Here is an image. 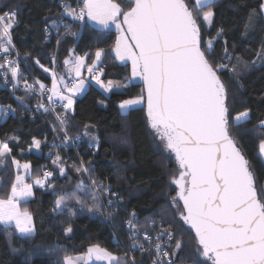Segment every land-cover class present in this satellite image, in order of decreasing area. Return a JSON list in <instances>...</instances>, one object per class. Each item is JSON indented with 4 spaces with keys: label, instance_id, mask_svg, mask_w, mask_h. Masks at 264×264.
Returning <instances> with one entry per match:
<instances>
[{
    "label": "trees",
    "instance_id": "trees-1",
    "mask_svg": "<svg viewBox=\"0 0 264 264\" xmlns=\"http://www.w3.org/2000/svg\"><path fill=\"white\" fill-rule=\"evenodd\" d=\"M118 2L127 5V0ZM259 3L260 0H215L213 24L210 27L202 25V39L206 42L210 37H216L217 30L222 27L224 31L215 42L213 55L219 60L227 41L233 63L240 68L242 88L229 78V73L222 76L228 89V107L233 117L245 108L251 111L246 121L238 126L233 122L230 132L250 160L257 184L261 186L264 185V162L258 157V142L264 139V127L259 124L264 120V61L256 56V52L264 42V17L258 12ZM64 5L79 10L82 1L0 0V12H18L11 35L14 51L21 58L20 81L38 80L51 86L49 72L54 69L62 74L70 49H74V55L85 56V63L91 64L99 47L105 50L98 64L102 69L100 78L123 89L104 92L93 80L84 77L87 88L75 99L73 110L67 113V135L71 139L80 135L79 142L72 146L64 142V132L60 131L55 119L65 110L62 107L56 108L55 112L38 109V104L43 102L41 96L26 93L20 86L14 91L15 82L10 72L2 78L8 65L0 69V105L5 114L0 118V140L8 139L12 156L31 165V174L26 180L43 177L45 171L52 173L46 178L45 187L34 185L33 195L20 204L21 209H28L33 216L34 233L23 237L14 226L6 229L0 225V264H63L65 255L84 253L92 245H99L120 257V264H131L132 258L136 264H148L154 249L149 253L134 248V244H144L146 249L150 247L134 232L144 229L141 232L148 234L154 242L152 237L161 231V227L170 228L176 234L175 240L167 242L172 249L176 240L183 242L182 250L174 258L175 264H211L197 252L194 232L179 220L182 202L176 207L171 206V197L176 191L170 181L178 174V165L163 152L150 129L146 107L137 106L126 112L119 110L120 100L143 95V87L140 82L129 81V64L118 62L111 51L115 30L95 27L86 18L74 21L62 15ZM253 9L257 12L246 30L245 21ZM208 10L202 8L201 15ZM54 23L57 27L52 26ZM64 24H70L71 31L77 35L66 36ZM3 55L0 53V64H4ZM235 56L245 62L255 60L256 64L245 70ZM41 64L49 71L45 72ZM85 126H88V135H85ZM34 139L41 142L39 149L32 146ZM57 155L61 160L54 164ZM81 161L89 169L88 173L75 171ZM61 169L64 175H61ZM19 172L13 167L11 157L0 166V198L7 197ZM93 178L110 192L96 190L93 193ZM81 181L88 186L81 198L91 206V196H98L102 205L100 212L81 210L74 199L63 212L55 210V201L61 195L75 191ZM129 221L135 229L130 227ZM69 227L72 231L66 235L65 230Z\"/></svg>",
    "mask_w": 264,
    "mask_h": 264
},
{
    "label": "snow or ice",
    "instance_id": "snow-or-ice-1",
    "mask_svg": "<svg viewBox=\"0 0 264 264\" xmlns=\"http://www.w3.org/2000/svg\"><path fill=\"white\" fill-rule=\"evenodd\" d=\"M214 2L127 0L124 6L118 0H82V7L78 11L64 5L65 12L62 15L74 21H83L87 17L105 29L115 25L118 34L111 51L117 60L130 61L132 77L143 81L147 95L148 124L161 142L163 152L174 155L178 165V175H173L170 181L176 191L175 196L171 197V206L176 207L182 202L179 220L194 232L199 255L211 261V264H264V185L258 186L250 160L230 132L233 122L238 126L246 121L251 110L245 108L234 117L231 115L228 89L222 79L227 72L229 78L242 88L243 85L239 83L241 71L233 63L234 57L228 51L227 41L224 42L223 55L219 60L213 55L215 42L224 31L222 27L217 30L216 37H210L206 42L202 39V25L210 27L214 21ZM205 7L209 10L201 15V9ZM256 12L253 9L245 21L246 30L252 25ZM258 12L264 14V0H260ZM17 17L18 12L13 10L0 12V53L4 54V64H0V69L8 65L3 75L7 76L10 72L15 82L14 91L19 87V67L7 57L13 47L11 30L16 26L14 22ZM52 26L57 27L55 23ZM63 27L66 36L77 35L71 31L70 24H64ZM47 33L46 27V39ZM104 52L103 48L97 47L95 59L91 64H85V56L74 55V49H70V58L64 64L68 71L76 74L71 84L66 83L64 75H57L54 69L50 88L38 80L35 84H28L24 80L26 93H38L41 97L50 93L47 104L41 102L38 109L55 112L59 106L65 110L64 114L55 117L60 131L64 132L65 143L70 139L66 132L67 113L73 110L75 97L85 88L81 70L87 67L92 74L91 80L105 92L112 91L100 78L102 69H98ZM256 56L264 61V42ZM235 60L245 70L256 64L255 60L245 62L240 56H235ZM36 63L40 64L39 60ZM40 67L45 72L49 71L42 64ZM17 99L20 100L19 97ZM143 99V96H137L122 100L119 109L125 112ZM259 124L264 127V120H260ZM85 135H88V126H85ZM32 146L39 149L41 142L34 139ZM12 151L8 139L0 140V166L11 157L13 167L17 170L23 168L25 174L30 175L31 165L21 164L20 160L12 156ZM258 157L264 159V139L258 142ZM60 160L61 157L57 155L53 163ZM75 171L78 174L88 173L89 169L81 161ZM64 174L61 169V175ZM51 175V172L45 171L43 177L36 176L32 183H27L25 176L17 174L10 193L0 198V225L6 229L14 226L21 236H31L35 231L33 216L28 209H21L20 204L33 195L34 185L45 187V180ZM91 186L93 193L96 190L110 192L103 184H97L94 178ZM87 188L81 181L75 191L61 195L55 201V210L63 212L74 199L81 210L100 212L102 205L98 196H91V206L81 198ZM150 222L155 224V221ZM129 225L135 229L131 221ZM71 231L69 227L65 234ZM175 235L170 228L161 227L156 237L158 242L152 244L151 237L145 234L144 240L150 247L146 249L144 244H134L133 247L149 253L154 249L152 264H175L174 258L182 250L183 242L176 240L174 249L170 244L159 242L165 237L173 241ZM93 255L97 260H107L108 264H120V257L99 245L90 246L85 255H65L63 264H87ZM131 264H136L135 258H132Z\"/></svg>",
    "mask_w": 264,
    "mask_h": 264
},
{
    "label": "rangeland",
    "instance_id": "rangeland-1",
    "mask_svg": "<svg viewBox=\"0 0 264 264\" xmlns=\"http://www.w3.org/2000/svg\"><path fill=\"white\" fill-rule=\"evenodd\" d=\"M263 17H264V14H263ZM122 19V18H121ZM95 22V21H94ZM98 26H101V25H98ZM110 27L112 28V29H114L115 30V38H114V42H113V45H114V43H115V40H116V36H117V31H116V28H115V25H110ZM115 54V53H114ZM70 58V57H69ZM68 58V59H69ZM116 58V57H115ZM94 59H95V56H94ZM118 62H127L128 64H129V68H130V77H129V81H131V82H134V83H142L143 81L142 80H140L138 77L137 78H133L132 77V74H131V63H130V61H127V60H125V61H120V60H117ZM63 70V72H62V74L63 75H65L66 77H71V76H73V77H75V73L74 72H70V71H68L67 69H66V67H63L62 68ZM98 69H99V67H98ZM88 70H87V67H85L84 68V70H83V72H82V78L85 80V85H87V81H86V79L84 78L85 77V73L87 72ZM50 73V75L52 76V72L50 71L49 72ZM71 79V78H70ZM69 79H66V83H67V81H68ZM94 83H95V81H93ZM104 84H106V86H109V87H113L112 89H117V88H120L121 90L123 89V87L122 86H120V85H118V84H115V83H112V82H108V81H104ZM0 85H1V82H0ZM99 86V85H98ZM51 87V86H50ZM100 87V86H99ZM138 96H143L144 97V99H143V101L140 103V104H138V105H135L134 107H137V106H142V105H144L145 106V104H146V99H145V96L144 95H138ZM137 96H133V97H128V98H126V99H133V98H136ZM122 100H125V99H122ZM122 100H120L119 102H118V107H119V103L122 101ZM120 110V109H119ZM121 111V110H120ZM126 112V111H125ZM150 127V126H149ZM151 129V128H150ZM152 130V129H151ZM153 131V130H152ZM155 134V133H154ZM155 136H156V134H155ZM159 141V140H158ZM159 143L161 144V142L159 141ZM94 146H95V144H94ZM161 146H162V144H161ZM163 148V147H162ZM171 158H173L174 160H175V157H174V155H172V154H170V153H167ZM262 161L264 162V159H262ZM175 162H176V160H175ZM21 164H23V163H21ZM177 164V163H176ZM20 170V172H19V175H21V176H27L26 174H25V172H24V170H23V168H20L19 169ZM178 175V174H177ZM35 179V178H34ZM33 179V180H34ZM33 180H31V181H33ZM30 181V179H27L26 180V182L27 183H30L31 182ZM11 190V189H10ZM10 193V192H9ZM136 231H139V232H141V231H144V229H136ZM90 247V246H89ZM88 247V248H89ZM87 248V249H88ZM87 253V250L84 252V253H81V254H78V255H74L73 257H76V256H81V255H85ZM210 263H211V261H209ZM87 264H108V261L107 260H97L96 258H95V256L93 255L92 256V258L91 259H89L88 261H87Z\"/></svg>",
    "mask_w": 264,
    "mask_h": 264
},
{
    "label": "built area",
    "instance_id": "built-area-1",
    "mask_svg": "<svg viewBox=\"0 0 264 264\" xmlns=\"http://www.w3.org/2000/svg\"><path fill=\"white\" fill-rule=\"evenodd\" d=\"M7 11V10H6ZM78 11V10H77ZM13 54V55H12ZM4 56V55H3ZM8 59H11V60H14L15 62H16V64L18 65V67H19V65H20V61H21V58H20V56L17 54V53H15V51H14V48L12 47V49L10 50V53L8 54V57H7ZM4 60V59H3ZM92 74L91 73H89L88 71L85 73V78H88L89 80H91L90 79V76H91ZM4 75H2V78L4 79L5 77H3ZM72 81H73V78H71V79H69L68 81H67V83H69V84H71L72 83ZM35 82L36 81H32V82H27L28 84H35ZM19 86L22 88V89H24V81H19ZM36 87H37V89H38V85H36ZM47 87H49L50 88V86H47ZM50 93H46L43 97H41L42 98V100H43V103H45V104H47V97H48V95H49ZM57 108H61V107H59V106H57ZM69 137V136H68ZM77 137H79V139H76ZM70 138V137H69ZM79 140H80V135H77V136H75L74 138H70L69 139V141L67 142V144L68 145H74V143H77V142H79ZM135 235H137V236H139V237H141L142 238V240L144 239V236H145V232H139V231H136L135 230ZM157 234H158V232H156L154 235H153V239L155 240L154 242H152V244H154V243H156V242H158V241H156V237H157ZM148 235V234H147ZM149 236V235H148ZM159 242H161V243H163V244H165V245H167L168 243V239H167V237H165L162 241H159ZM148 264H152V261L150 262V263H148Z\"/></svg>",
    "mask_w": 264,
    "mask_h": 264
},
{
    "label": "crops",
    "instance_id": "crops-1",
    "mask_svg": "<svg viewBox=\"0 0 264 264\" xmlns=\"http://www.w3.org/2000/svg\"><path fill=\"white\" fill-rule=\"evenodd\" d=\"M82 1V0H81ZM86 18V20L90 23V24H92L93 26H95V27H98V28H102V29H105V28H103L102 26H98L99 24H97L96 22H94V21H91V20H88L87 19V17H85ZM106 29H112L110 26L108 27V28H106ZM112 30H114V29H112ZM114 54V53H113ZM114 56H115V54H114ZM117 60V59H116ZM120 63H122V62H120ZM86 64V63H85ZM99 64V63H98ZM85 68V67H84ZM84 68L81 70V74H82V72H83V70H84ZM11 75V74H10ZM57 75H60V73H57ZM51 77V83H50V85H52V76H50ZM67 78H74L73 76H69V77H66V79ZM65 79V78H64ZM65 79V80H66ZM105 86H106V84H105ZM60 87L61 88H63V85H60ZM86 88H87V85H85V88H84V90L81 92V93H79V94H77V96L75 97V99L77 98V97H79L85 90H86ZM113 88V87H112ZM102 89V88H101ZM103 90V89H102ZM104 91V90H103ZM112 91H121V89L120 88H115V89H112ZM105 92V91H104ZM4 107H2L1 105H0V118H3L4 117ZM35 148V147H34ZM34 152H36V153H38V150L37 149H35L34 150ZM33 181H31L30 183H32ZM29 198V197H28Z\"/></svg>",
    "mask_w": 264,
    "mask_h": 264
},
{
    "label": "water",
    "instance_id": "water-1",
    "mask_svg": "<svg viewBox=\"0 0 264 264\" xmlns=\"http://www.w3.org/2000/svg\"><path fill=\"white\" fill-rule=\"evenodd\" d=\"M142 87H143V95L145 96V99H146L145 107H146V109H147V95H146V92L144 91V85H143V82H142Z\"/></svg>",
    "mask_w": 264,
    "mask_h": 264
}]
</instances>
